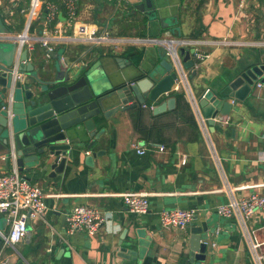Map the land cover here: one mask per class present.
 <instances>
[{
  "label": "crops",
  "instance_id": "crops-1",
  "mask_svg": "<svg viewBox=\"0 0 264 264\" xmlns=\"http://www.w3.org/2000/svg\"><path fill=\"white\" fill-rule=\"evenodd\" d=\"M50 1L64 17L58 28L71 35L76 24L68 21L64 0ZM142 1L77 0L75 21L95 26L99 34L115 39L193 41V45H182L186 50L194 47L195 54L202 56L198 59L191 54L194 65L185 68L191 93L196 102L207 91L234 100L229 116L217 114L207 138L200 108L193 106L181 85L175 90L174 84L160 101L183 91L190 109L179 104L177 109L153 114L150 107L155 104L148 102L117 111L108 119L99 118L96 127L103 132L86 153L104 150V154L95 157L92 165L84 163L87 154L82 152L55 175L49 166L41 165L21 172L42 189L46 211L44 220L28 221L22 240L3 247L8 263L23 258L27 264H116L123 261L116 257L120 246L132 238L141 244V261L148 257L149 264H188L191 228L205 223L209 248L201 264H255L240 223L236 218L218 216L216 207L231 196L240 199L264 194V86L258 79L242 102L228 95V84L236 75L264 63V0H252L244 9L237 6V0H153V12L146 2L151 14L135 7ZM28 2L0 0V35L7 41L24 30L21 9ZM42 29L40 14L29 34L36 37ZM51 45L54 50L64 49L67 64L97 61L100 76L115 82L142 78L160 59L167 58L162 44ZM132 48L141 51L138 59L129 51ZM44 52L38 42L33 43L29 59L35 67L45 61ZM159 145L165 149L160 151ZM139 149L144 153H138ZM3 152L0 150V155ZM13 166L12 161L0 158V173ZM128 191L147 195L145 214L128 211L122 199ZM79 204L93 206L109 217L98 233H67L65 215ZM174 207L194 209V220L184 229L162 228L158 213ZM246 227L251 238L264 245V213H254ZM8 230L0 213V232Z\"/></svg>",
  "mask_w": 264,
  "mask_h": 264
},
{
  "label": "water",
  "instance_id": "water-1",
  "mask_svg": "<svg viewBox=\"0 0 264 264\" xmlns=\"http://www.w3.org/2000/svg\"><path fill=\"white\" fill-rule=\"evenodd\" d=\"M155 9L153 0H143L135 4L141 11L150 13ZM151 14V13H150ZM59 19H64L62 13ZM164 43H171L164 40ZM162 43L166 52V45ZM184 68H191L194 47L186 50L177 46ZM64 49L49 53L40 66L35 67L29 59V51L20 49L15 38L0 39V150L5 151L6 162L12 161L19 172L30 171L38 166H49L52 175L61 173L67 161H74L84 152V163L92 165L93 159L103 155L104 150L86 153L95 145L103 132L97 130L99 118L108 119L117 111H127L155 104L153 114H159L175 107L174 96L164 100L163 95L171 92L177 72L170 57L160 59L145 76L135 80L112 81L100 76V68L95 60L67 64L63 58ZM121 63L119 58H116ZM42 73H46L45 75ZM195 74L196 70H192ZM20 74L19 78L15 75ZM264 63L241 71L228 84L229 97L242 102L252 91L254 82L264 86ZM160 101V102H159ZM159 102V103H158ZM202 117L214 125V117L229 116L233 104L220 95L207 91L197 102ZM2 106L9 108L11 116ZM208 227L205 223L191 228L189 238L188 264H201L206 259ZM0 232V263L27 264L23 258L16 263H8L3 252ZM30 237V233L26 235ZM141 244L136 239H128L120 246L116 257L123 260L116 264H149L148 257L141 261Z\"/></svg>",
  "mask_w": 264,
  "mask_h": 264
},
{
  "label": "built area",
  "instance_id": "built-area-1",
  "mask_svg": "<svg viewBox=\"0 0 264 264\" xmlns=\"http://www.w3.org/2000/svg\"><path fill=\"white\" fill-rule=\"evenodd\" d=\"M252 0H237V6L244 9L248 2ZM77 0H64L65 13L68 21L76 24L73 33L70 35L63 34L60 27L59 8L50 0H29L28 6L21 9V13L25 17L24 30L12 37L15 38L20 49L26 48L28 51L33 49V43L38 42L44 47V55L47 58L49 53L54 51L52 43L67 44L72 42H86L94 44H123L134 45L139 47L144 44H162L164 40L157 38H111L105 33H98V29L94 26L75 21ZM40 14L43 15V29L41 35L33 37L29 34L30 25L33 20ZM53 28H49L52 26ZM7 38L0 35V39ZM33 41V42H32ZM166 45V54L170 57L173 67L177 72L175 80V90L177 85H181L193 106L197 107L196 101L191 93L188 85L187 73L183 67L181 57L176 51L177 46L193 45V41L181 40ZM195 54V53H194ZM196 58L202 59L200 54H195ZM16 78L20 74L15 75ZM260 86V84H258ZM232 104L234 100L231 101ZM7 110L9 116L11 112L6 106H2ZM152 108V106L150 107ZM200 117L202 128L206 137H209L208 129ZM209 141V139H208ZM164 145H159V150H164ZM138 153H144L143 149L137 150ZM1 159L6 160L7 156L0 155ZM44 194L42 189L35 183L26 179L14 165L9 171L0 173V213L4 215L9 230L6 234L1 233L4 246L13 247L17 242L22 240L28 231V221L44 220L46 205L43 200ZM123 203L127 206L128 211L134 214H145L149 208V200L145 193L128 191L122 194ZM256 212L264 213V194L252 193L244 198L236 199L233 196L225 203H221L216 207V213L224 218H236L240 223L242 230L248 240L249 248L255 264H264V245L263 242H258L252 239V232L246 227V220ZM195 210L183 207H174L161 210L158 213V222L162 228L184 229L195 218ZM99 209L87 205L79 204L72 207L65 215L66 231L69 234L75 231H84L88 235L98 233L104 223L108 220ZM205 244L209 241L202 240ZM211 247H215V243H210ZM2 264V263H0Z\"/></svg>",
  "mask_w": 264,
  "mask_h": 264
},
{
  "label": "trees",
  "instance_id": "trees-1",
  "mask_svg": "<svg viewBox=\"0 0 264 264\" xmlns=\"http://www.w3.org/2000/svg\"><path fill=\"white\" fill-rule=\"evenodd\" d=\"M64 7L61 6V9L63 10ZM129 51H134L132 53V55H135L134 57L136 59H138L140 56H141V51L140 50H137V49H134L132 48L131 50ZM172 96H174L175 98V109L178 108V105L180 104H183V106L187 109H190V106H189V103L185 100V96H184V92L183 91H175L172 93Z\"/></svg>",
  "mask_w": 264,
  "mask_h": 264
},
{
  "label": "flooded vegetation",
  "instance_id": "flooded-vegetation-1",
  "mask_svg": "<svg viewBox=\"0 0 264 264\" xmlns=\"http://www.w3.org/2000/svg\"><path fill=\"white\" fill-rule=\"evenodd\" d=\"M44 57H45V56H44ZM45 59H48V57H47V58L45 57Z\"/></svg>",
  "mask_w": 264,
  "mask_h": 264
},
{
  "label": "rangeland",
  "instance_id": "rangeland-1",
  "mask_svg": "<svg viewBox=\"0 0 264 264\" xmlns=\"http://www.w3.org/2000/svg\"><path fill=\"white\" fill-rule=\"evenodd\" d=\"M115 45H117V44H115Z\"/></svg>",
  "mask_w": 264,
  "mask_h": 264
}]
</instances>
